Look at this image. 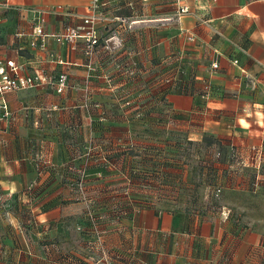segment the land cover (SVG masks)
<instances>
[{
    "label": "crops",
    "instance_id": "crops-1",
    "mask_svg": "<svg viewBox=\"0 0 264 264\" xmlns=\"http://www.w3.org/2000/svg\"><path fill=\"white\" fill-rule=\"evenodd\" d=\"M92 3L0 0V57L16 60L25 73L43 70L47 79H56L62 72L69 76L64 92L58 93L47 79L37 86L6 92L11 116L4 119L0 111V197L9 196L13 201V197L24 195L32 202L35 193L43 191L42 196H48L47 210L41 212L44 218L40 220L45 221L44 232L50 237L55 233L53 222L61 220V212L56 219V210L50 209L54 189L66 204L63 185L77 178L87 151L103 148L121 152L125 147L127 129L121 110L127 90H131L136 105L150 111L143 120L154 122L160 116L166 125L185 128L190 140L194 141L190 137L194 133L204 132L213 135L215 143L240 145L244 153L264 140V0H100L105 19L99 31L102 38L107 35L106 45L96 48L91 62L83 53L82 40L72 47L49 38L44 50L30 45L32 22L37 17L32 9L46 10L60 4L74 10L76 16L68 21L47 10L46 30L58 32L65 22L73 24L86 17ZM181 6L189 11L181 13ZM18 32H23L22 36ZM190 34L196 36L195 41L188 40ZM113 53L118 54L116 58H128L123 68L132 76L120 72L110 89L105 88L104 77L109 70L107 55ZM234 59H238L236 64ZM214 60L220 65L218 69L211 65ZM181 63L193 71L194 81L183 80L187 91L170 93L162 103L156 94L158 77ZM91 69L95 77L87 98L86 80ZM207 82L211 83L207 98L191 93L193 89L203 92ZM114 89L118 90L111 92L116 97L115 122L93 124L105 110L110 111L102 96ZM86 100L88 107L84 106ZM138 143L143 149L161 145L145 139H138ZM93 165L91 161L87 168L88 183L109 181L96 177ZM224 165L217 162L221 168ZM242 170L238 169L234 189L249 192ZM11 218V226L0 224V233L3 240L12 241L17 252L16 236L28 232L21 218H15L14 213ZM129 220L130 241L112 244L115 247L109 249L114 264H264V232L248 222L245 226L243 217L233 213L224 218L221 212L192 214L184 209L152 208ZM68 232L56 234L44 245L47 258L52 259L55 242ZM59 264L89 263L66 252Z\"/></svg>",
    "mask_w": 264,
    "mask_h": 264
},
{
    "label": "rangeland",
    "instance_id": "rangeland-1",
    "mask_svg": "<svg viewBox=\"0 0 264 264\" xmlns=\"http://www.w3.org/2000/svg\"><path fill=\"white\" fill-rule=\"evenodd\" d=\"M117 55V53L107 55L109 70L104 77L105 88L111 89L116 84V79L121 76L120 72L128 77L132 76V73L123 68L124 62L128 58L122 55L116 58ZM118 64L120 66L116 68L115 65ZM112 91L118 90H106V95L103 94L102 97H105L109 110L115 112L116 97L113 96L115 93H111ZM127 92L129 94L131 90H127ZM116 93L118 94V92ZM126 97L128 98V96H124V98ZM131 100V103L134 104L135 97ZM172 127L174 128L171 129ZM182 129L185 128L174 125L158 127L157 125L152 126V123L144 124L142 121H135L130 126L129 135L134 141L145 139L150 143L156 142L155 139L164 140V138L172 141V145L161 144L164 151L158 155L153 149L143 150L138 146L139 143H136L134 153L129 151V154L132 152L134 156L136 155L135 160H137L138 168L156 172L152 171L147 177L145 176L147 179H140L136 184L130 182L129 179L112 181L124 178V175L112 176L111 174L114 172L110 174L103 171L99 175L95 173L96 177L109 180L107 182L88 183L86 176L85 183H81L80 186L78 183L63 185L67 191L66 204L58 199L57 192L59 190L54 189L53 193L55 191L56 193L53 201H50L52 202L50 209H55L54 217L59 219L61 216V220L53 222L55 233L53 232L51 237L44 232L45 221L40 220L44 218L41 212L47 210V207L44 206L48 196H42L43 191L35 193V199L32 202L31 200L26 201L24 195H19L16 199L13 197V201H10L9 196H1L0 224L3 223L4 227L11 226V217L14 213L15 218L18 216L24 222V226L27 228L25 231L28 234L26 233L24 236L21 233L16 236L19 237L16 239V252L12 241L3 240V234L0 233V264H47V262L59 264L66 252H70L78 259L84 258L89 264H114L111 259L114 256L109 249L115 247L114 244L119 245L124 240L130 241L131 238L130 234H127L131 224L130 217H127L128 212L124 213L123 215L126 217L120 220L118 213L113 211L114 205L128 203L132 194L137 196V200L140 198L148 202L147 205L136 206V208L141 207L142 210L152 208L163 211L184 209L192 214L221 212L224 218L233 213L238 218L243 217L245 226L248 222L252 227L264 232V157L257 158L253 164L244 162L241 160L240 145L231 147V144L221 145L216 142L208 146L206 141H203V137L207 140H216L213 135L204 132L194 133L190 136L194 139L193 141L186 139L189 134ZM199 136L202 137V140L197 139ZM126 148H128L127 141L121 151ZM116 153L117 151L111 152L113 155ZM105 154L107 155L108 151L103 156H106ZM123 154L127 158L128 151H124ZM153 158L160 160L158 168L156 165L153 168L155 164ZM140 159L141 162H139ZM218 161L225 164V169L217 166ZM94 167L97 169L96 166ZM239 168L243 169L242 172L247 175L250 184L249 192L234 189V185H238ZM257 176L261 182L258 189L255 186L253 188L252 185L254 183L252 180ZM148 177L152 178L148 179ZM218 188L221 190L218 191ZM107 204L108 206H106ZM107 207L108 211L104 212ZM58 211L61 212L60 216ZM95 213L102 215L98 217L103 223L101 226L98 224L97 217H93ZM50 229L49 226L47 228L49 234ZM66 229L69 231L67 237L55 240V252L50 260V257L47 258L44 253V245H49L55 239L56 234L60 236ZM44 236H49V238L45 239ZM25 244L28 246L26 247Z\"/></svg>",
    "mask_w": 264,
    "mask_h": 264
},
{
    "label": "built area",
    "instance_id": "built-area-1",
    "mask_svg": "<svg viewBox=\"0 0 264 264\" xmlns=\"http://www.w3.org/2000/svg\"><path fill=\"white\" fill-rule=\"evenodd\" d=\"M91 12L87 14L86 17H82L80 21L75 23L65 22L63 27L58 30V32L46 30V15L47 10L55 14H60L64 20L68 21L71 18L75 17L76 14L74 10L65 8L63 5L58 4V6L52 7L46 10L32 9L37 13V17L33 20V33L30 38V45L35 48H40L42 50L47 48L48 39L51 38L55 40L58 44H69L74 47L80 40L86 43L85 54L92 55L95 45L99 42L100 31L102 21L105 19L103 11L100 9V0H93L91 5ZM189 7L181 6L180 12H188ZM23 32H18L19 36H22ZM196 36L194 34L188 35V40L195 41ZM50 55L54 56L53 52H50ZM60 62H63L60 60ZM238 59H234L233 63L236 64ZM211 65L213 69H218L220 67L217 60H214ZM172 78V77H170ZM47 79V75L43 70L25 73L22 70V66L14 59H7L0 57V111L2 118L7 119L11 115L7 100H5L4 95L8 91H16L20 89L30 88L31 86H37ZM170 80V79H169ZM47 81L56 88L58 93L64 92L68 86V75L66 72L60 73L59 77L56 79L48 78ZM211 83L207 82L205 87V93L202 94L203 97L207 98L210 92ZM86 106V105H85ZM249 153H241L242 161L249 162L253 164L257 161V158L262 159L264 157V140L261 144H253L249 148ZM80 177L76 181V184L80 186L81 183H85L86 172L84 169H80ZM261 182L257 176V179L254 183L256 189L260 187ZM218 191L221 189L218 188Z\"/></svg>",
    "mask_w": 264,
    "mask_h": 264
},
{
    "label": "trees",
    "instance_id": "trees-1",
    "mask_svg": "<svg viewBox=\"0 0 264 264\" xmlns=\"http://www.w3.org/2000/svg\"><path fill=\"white\" fill-rule=\"evenodd\" d=\"M105 36H107V35H105ZM105 36H103V38H102L101 34H100L99 42L95 45L94 50H93V54L89 55V56L87 54H85L86 43L83 41V43H84L83 53L87 56L88 59H90V62H91V58H93L95 56L96 48L98 46H101V45L102 46L106 45ZM90 68H91V66H90ZM93 70L91 69L89 78L86 80L87 98L88 97L90 98V96H91V86H93L92 82H93V79L95 77L93 75V72H94ZM192 76H193V71L187 65H184L182 63L177 65V67L171 68L168 71H166V73H164L163 76L159 75L158 80L160 82H158L159 85H158V90H156V94L158 96H160L162 103L167 102L168 97H169L168 95L170 93H174V92H178V91H182V92L185 91L186 92L187 91V87H186L187 85L185 86V84H183V82H184L183 80L192 82V80H193ZM170 77H172V78H170ZM193 92H196L198 94V96L203 97L202 94L205 93V90L200 93L198 90L193 89L191 91V93H193ZM124 96H128V98L126 97V98L122 99L124 107H126V108L122 109V112H124L123 114H124V121H125V125H123V126L127 129V138L124 141H127L128 148L123 149V151H121L120 154L117 152L116 154L113 155L110 152H108L107 155L105 154L106 156H103V154L105 152H107V150H103V148H102V150L94 152V153H92V150H90L89 152L87 151V154L85 156L86 157L85 162L83 165H80V167L78 168L77 172L79 174L77 175V178H75V180L72 184H76V181L79 179V177H80V171L79 170L80 169H84V172H86L85 174L88 177L87 168L89 167V163H91V161L97 167L96 171H97L98 175L101 174L103 171L105 173L108 171L110 173L114 172L112 175H119V176L124 175V178H121V179H123L125 181L129 179V181L133 182L134 184L138 183L140 181V179L143 180L144 178H146L149 175V173H151L152 171L156 172L154 170L149 172L148 170L140 169L136 165V163H137V160H135L136 155L134 156L133 151L136 149L135 146H136V143H138V141H134L132 136L131 137L129 136L130 135V126L132 124H134L135 121L136 122L142 121V122H144V124L152 123V126L157 125L158 127H161V126L166 125V124L164 123L163 118L160 116H158L159 118L156 119L154 122L151 121L150 118L143 120L144 116L149 114L150 111L145 110L146 111L145 112L141 106L136 105V104H132L131 98H134V97H132L130 93L128 94V92H125ZM129 97H131V98H129ZM203 98H205V97H203ZM85 105H86V107H88V101H87V103L85 102L84 106ZM117 113L118 112L116 110H115V112H114V110H113V112L105 110V112L102 113V115L100 116L98 121L96 120L95 122H93V124H103L107 120L110 122H115L114 120H115V116ZM166 126L169 127L170 125H166ZM171 129H173V128H171ZM186 139H188V138H186ZM155 140L158 141L160 144H163V143L169 144L172 142V141L167 140L165 138H164V140H158V139H155ZM188 140H190V139H188ZM203 141H206L208 146L215 143V140H212V139L207 140V139H205V137H203ZM138 146H140V145H138ZM233 146H234V144H231V147H233ZM150 149L155 150V152H156L155 154H157V155L161 154L164 151V148L161 145H160V147L150 145V147L148 149H143V150L148 151ZM101 151H104V153H101ZM124 151H128L127 158L123 154ZM129 151H132L133 153L130 152V154H129ZM149 161H150V159H149ZM159 161L160 160H158L157 158H153V162L155 163L153 165V168H155V165L158 168V166H159L158 164L160 163ZM139 162H141V159L139 160ZM109 168H111V169H109ZM151 178L148 177V179H151ZM256 178L254 180H252V182L255 183ZM254 183L252 184L253 188H254ZM136 197L137 196L132 194L128 203H122L120 205H117V204L114 205L113 211L115 210L118 213L120 220H122V218L126 217L123 214L124 213L126 214L127 212H128L127 217H130V218L136 217L137 214L142 210V208L139 206H144V205L148 204V202L146 200L144 201V200H141L140 198H138L139 200H137ZM137 205H139V206L136 208ZM106 206H108V204ZM109 210H111V209H109ZM107 211H108V207L105 209L104 212H107ZM101 216L102 215L97 214V213H95V215H93V217H95V218L97 217V219H98V217H101ZM98 221H99L98 224L101 226L103 223L100 220V218L98 219Z\"/></svg>",
    "mask_w": 264,
    "mask_h": 264
}]
</instances>
